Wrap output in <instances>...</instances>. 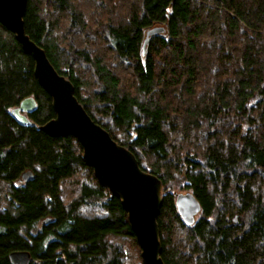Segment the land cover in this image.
<instances>
[{
  "label": "trees",
  "instance_id": "1",
  "mask_svg": "<svg viewBox=\"0 0 264 264\" xmlns=\"http://www.w3.org/2000/svg\"><path fill=\"white\" fill-rule=\"evenodd\" d=\"M24 24L90 117L161 180L164 263L264 264V0H28ZM27 98L21 125L12 111ZM54 118L33 58L0 24V264L16 251L145 264L80 142L40 130ZM178 190L202 207L193 226Z\"/></svg>",
  "mask_w": 264,
  "mask_h": 264
},
{
  "label": "water",
  "instance_id": "2",
  "mask_svg": "<svg viewBox=\"0 0 264 264\" xmlns=\"http://www.w3.org/2000/svg\"><path fill=\"white\" fill-rule=\"evenodd\" d=\"M28 0H0V24L12 32L23 51L34 61V75L40 86L52 99L55 118L40 127L54 138L72 136L82 145L84 160L93 168L98 181L121 200L131 227L141 248L145 264H165L161 254L158 217L162 207L161 180L141 169L137 157L126 147L113 140L108 131L97 124L84 109L75 95L73 83L59 74L46 52L27 35L24 15ZM165 27L152 28L147 32L144 55L150 37L163 34ZM36 108L33 98L25 99L12 115L21 125H32L26 114ZM24 181L32 178L27 172ZM176 207L182 220L193 226L202 207L191 193L176 194ZM12 264H31L27 251L12 252Z\"/></svg>",
  "mask_w": 264,
  "mask_h": 264
},
{
  "label": "rangeland",
  "instance_id": "3",
  "mask_svg": "<svg viewBox=\"0 0 264 264\" xmlns=\"http://www.w3.org/2000/svg\"><path fill=\"white\" fill-rule=\"evenodd\" d=\"M177 194H181V193H188L187 191H185V190H183V191H181V190H178L177 192H176Z\"/></svg>",
  "mask_w": 264,
  "mask_h": 264
}]
</instances>
